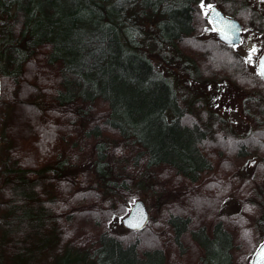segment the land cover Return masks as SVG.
Listing matches in <instances>:
<instances>
[{"label": "trees", "instance_id": "trees-1", "mask_svg": "<svg viewBox=\"0 0 264 264\" xmlns=\"http://www.w3.org/2000/svg\"><path fill=\"white\" fill-rule=\"evenodd\" d=\"M162 1L0 0V264H165L166 252L149 222L122 233L105 225L93 242L86 236L72 238L70 226L75 220L88 226L91 219L85 224L79 218H91V212L96 226L113 220L117 212L125 215L133 193L119 201L115 212L111 201L132 187V173L124 172L128 168L166 166L179 178L198 182L213 167L205 142L215 122L224 119L212 110H206L203 121L194 115L196 106L192 110L185 104L174 82L141 49L139 21L144 17L158 16L154 38L162 46L175 45L197 31L196 0ZM136 6L141 8L138 14ZM203 46L194 45L208 55L220 54L222 64L233 62L234 79L264 83L240 55L231 58L233 48L218 39ZM186 59L189 66L196 64ZM42 60L56 76L50 75L51 86L41 89L52 100L51 107L44 109L45 99H40L44 106L35 102L39 109L34 120L22 108L29 111L30 93L40 87L43 76L37 63ZM196 65L195 71L203 72ZM211 72L210 80L222 78ZM101 101L105 112L96 110ZM88 138L95 140L92 183L61 149L81 147ZM261 138L264 129L240 138L242 155L247 147L264 149L259 147ZM45 140L62 145L44 151ZM116 149L122 153V171L114 162ZM127 149L136 150L132 160ZM85 183H91V189ZM91 196L100 197L110 209H100L99 199L91 209ZM75 201L87 208H75ZM166 222L179 246L183 248L186 232L199 244L200 264H233L234 236L223 220L215 221L211 231L206 225L190 227V216L178 213H169ZM83 241L89 245L76 246Z\"/></svg>", "mask_w": 264, "mask_h": 264}, {"label": "rangeland", "instance_id": "rangeland-1", "mask_svg": "<svg viewBox=\"0 0 264 264\" xmlns=\"http://www.w3.org/2000/svg\"><path fill=\"white\" fill-rule=\"evenodd\" d=\"M166 1L168 0L162 2ZM245 1H249L250 7L256 9L262 17L255 19L253 15L252 18L250 17V22L247 23L245 18H248V14L245 12L242 14L247 23L244 40L239 46L230 50L229 54L233 59L234 53H237L246 61L250 69L255 70L258 57L264 49V2L262 0ZM236 2L238 0H203L204 6H202V0H196L194 4H196L195 16L198 20L197 31L192 32V36L185 37L175 45L165 44L162 46L155 40L154 36L157 34L155 23L158 16L151 15L139 21L143 28L141 49L152 58L157 69L174 82L179 94L184 97L185 104H189L192 110L196 106L194 115L203 116V121L207 119L206 110H212L215 115L224 119L220 124L215 122L214 134L208 132L206 138L208 141L205 142V147H208L206 153L212 160L213 167L203 174L198 182H191L184 177L179 178L166 166L152 170L147 169L143 164L139 170L138 168L135 170L128 168L124 171L132 173L134 183L129 190L125 191L124 195L118 194L111 201L114 202L111 205H115L111 210L115 212L123 202H121L122 198H129L133 193L134 197L126 214L137 199L145 201L150 214L148 227L166 252L165 264H200L203 253V249L191 238L189 232L184 234L183 248L175 242L173 229L166 222L169 213L190 216V227L206 225L209 231L212 230L215 221L223 220L225 226L232 231L234 236L233 264H252L253 255L264 239V149L252 151V146L247 147L249 154L242 155L239 147L240 138L252 130L264 129V83L247 80V83L244 82L246 85H244L240 79L237 78L236 80L230 75L232 71H235L232 66L233 62L228 65L222 64L220 54L208 55L206 53L208 50H197L194 47L195 43H200L205 47L210 43L214 44L216 41L215 31L206 22L210 11L207 6L218 4L232 11V5ZM140 10L139 6L135 7L137 14ZM206 10L207 14H205ZM254 46L258 51L252 54L253 60L256 61L252 63L246 57L250 55L249 49ZM186 57L193 58V61L196 60L197 65H195L199 68L201 66L203 72L195 71V65L189 66V62L186 64L184 62L188 60ZM218 61H220V65L215 68L214 66ZM211 62H213V69ZM37 64L39 69L36 70L40 71L43 79L38 81L40 87H36V90L32 89L30 93L31 108L29 111L27 107L22 108L23 113L25 115L30 114L34 120L37 119L36 112L39 109V105L35 102L45 99L47 105L44 101H40L42 102L40 105H45L44 109L51 107L52 100L44 97L41 94V89L51 86L48 84V80L52 79L50 75L56 76L49 71L52 70L50 69L52 67L43 60L38 61ZM211 70L216 71L217 74H222V78L210 80L213 72ZM241 85H244L245 88ZM49 89L51 90V88ZM50 93L47 91L48 95ZM106 108V104L101 101L96 110L105 112ZM88 115L91 116V113ZM199 116H196L197 120H201ZM109 136L113 139H120L115 134H109ZM44 142V151L45 148L51 146L49 149L52 152L62 145H56L57 140L55 142L45 140ZM94 142V138H88L81 147L80 145L75 148H67L66 146L64 149V146L61 147L63 151H68L69 159L74 162L76 171L83 170L85 175L82 174V178L88 179L91 183V177L96 175L95 165L92 163ZM261 142H264V139ZM261 142L259 147H264ZM127 151L126 154L132 160L130 154L133 152L135 154L136 150L127 149ZM120 152L121 150L116 149L114 162L116 168L122 171V162H119V157L122 154ZM130 166L132 167L131 163ZM91 183H85L84 186L91 189ZM99 189L102 190L100 187ZM98 199L100 204L97 206L100 209L109 207L100 197L91 196V209L94 208V202ZM62 202L66 203L65 200ZM75 204L77 209L86 207L84 204L76 203V201ZM125 215L120 216L117 212L113 220L108 219L109 222L105 221V224L100 226H96L92 220L94 217L92 212L91 218L87 217V214L82 215L79 218L81 222L86 224L88 223L87 220L91 219V221L86 227L81 226L76 220L73 221L70 224L73 229L71 237L73 238L75 235L86 236L90 237L91 242H93L97 231L99 232L101 227L103 228L105 225L106 227L110 226L115 231L125 232L127 231V227L123 224ZM87 245L89 243L83 241V245L76 246Z\"/></svg>", "mask_w": 264, "mask_h": 264}, {"label": "water", "instance_id": "water-1", "mask_svg": "<svg viewBox=\"0 0 264 264\" xmlns=\"http://www.w3.org/2000/svg\"><path fill=\"white\" fill-rule=\"evenodd\" d=\"M213 7L215 11H213V8H211L210 17L212 18L211 21L213 22V25L216 31L218 32L219 38L227 43H230L227 39L224 38V35L217 30L220 27H224L226 31L235 33L231 43L238 44L242 39V33H241L242 26L240 21L234 17H229L225 15L224 12L221 9H219L216 5H213ZM217 13L219 15H217ZM229 22H233L235 27L233 28ZM261 57H264V52L261 55ZM260 59H259L258 69L260 66ZM1 88H2V80H1V67H0V95H1ZM149 217L150 214L145 201L143 199H137L131 206V209L128 212V214H126L123 217V224L129 229H140L145 226V224L149 220ZM252 264H264V239L259 244L253 255Z\"/></svg>", "mask_w": 264, "mask_h": 264}, {"label": "flooded vegetation", "instance_id": "flooded-vegetation-1", "mask_svg": "<svg viewBox=\"0 0 264 264\" xmlns=\"http://www.w3.org/2000/svg\"><path fill=\"white\" fill-rule=\"evenodd\" d=\"M213 5H216L219 9H221L223 12H224V14L225 15H227V16H229V17H234V18H236V19H238L239 21H240V23H241V26H242V39H241V41L238 43V44H233V43H227V42H225V41H223V40H221L220 38H219V36H218V32L216 31V29H215V27H214V25H213V22L211 21V19H210V12H211V8H210V11H209V14H208V20H209V22H208V25L215 31V33H216V39H218L219 41H220V43H222V44H224L226 47H232V48H236L237 46H239L242 42H243V40H244V32H245V30L247 29V23H249L250 22V17L252 18L253 17V15H254V18L255 19H261V14H259L257 11H256V9L254 10V9H252L251 7H250V5H249V1H239L238 0V2H236L235 4H233L232 5V11H229V10H227L225 7H223V6H219L218 4H212V6ZM253 11V12H250L251 10ZM245 9H247V10H245ZM259 11V10H258ZM244 12H245V14H248V18H245V19H247V23H246V21H244V17H243V15L242 14H244ZM264 18V17H263ZM263 52H264V49L261 51V54H260V56L258 57V61H257V65H256V69L255 70H252V69H250L249 67V70L251 71V72H257L258 74H259V80H262L263 82H264V77L263 76H261L260 75V73H259V69H258V64H259V59H260V57H261V55L263 54ZM251 80H253V79H251ZM263 120V119H262Z\"/></svg>", "mask_w": 264, "mask_h": 264}, {"label": "snow or ice", "instance_id": "snow-or-ice-1", "mask_svg": "<svg viewBox=\"0 0 264 264\" xmlns=\"http://www.w3.org/2000/svg\"><path fill=\"white\" fill-rule=\"evenodd\" d=\"M262 2H264V0H262ZM202 6H204L203 5V0H202ZM207 7L208 8H213V11H215V9H214V7L212 5H208ZM205 14H207V10H206ZM217 15H219V14L217 13ZM210 19H212V18L210 17ZM229 23L231 24V26L233 28L235 27L233 22H229ZM217 30L224 35L225 39H227L230 43L232 42L233 36L235 35L234 32L226 31L224 27H220ZM257 51H258V49L255 46L253 48L249 49L250 55L248 57H246V59L248 61L252 62V63H255L256 61L253 60L252 54L257 52ZM259 73H260L261 76H264V57H261V59H260ZM134 226H136V225H134Z\"/></svg>", "mask_w": 264, "mask_h": 264}]
</instances>
